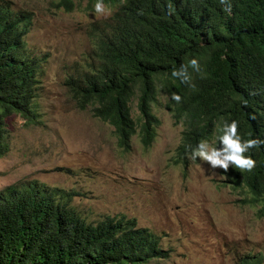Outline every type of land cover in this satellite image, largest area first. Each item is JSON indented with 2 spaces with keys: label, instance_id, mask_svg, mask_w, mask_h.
I'll return each mask as SVG.
<instances>
[{
  "label": "trees",
  "instance_id": "obj_1",
  "mask_svg": "<svg viewBox=\"0 0 264 264\" xmlns=\"http://www.w3.org/2000/svg\"><path fill=\"white\" fill-rule=\"evenodd\" d=\"M80 1L95 11L97 0ZM62 2L74 6L72 0ZM103 3L113 14L92 23L91 52L66 86L79 110L114 128L119 148L129 151L138 129L144 148L153 145L159 126L153 106L161 93L176 123L185 125L175 164L187 165L189 148L218 137L223 121H239L245 140L264 141V0H228L230 11L220 0ZM31 26V13L0 6V158L11 149L7 119L19 114L37 121L45 71L26 42ZM193 59L201 71L188 67V82L172 75ZM136 95L138 120L131 109ZM246 155L256 161L254 169L230 166L221 173L241 203L264 218V144ZM81 196L37 181L1 190L0 264H150L170 258L165 234L141 228L126 215L90 222L73 205ZM240 262L262 264L263 258L245 256Z\"/></svg>",
  "mask_w": 264,
  "mask_h": 264
},
{
  "label": "rangeland",
  "instance_id": "obj_2",
  "mask_svg": "<svg viewBox=\"0 0 264 264\" xmlns=\"http://www.w3.org/2000/svg\"><path fill=\"white\" fill-rule=\"evenodd\" d=\"M0 5L31 13L27 45L43 60L45 71L36 99L37 121L14 114L7 119L9 153L0 158V191L29 181L79 191L73 201L88 221L126 215L138 226L165 234L169 259L150 264H241L261 254L264 264V219L245 206L221 169L197 158L176 165L181 124L166 109L167 98L153 106L160 119L157 138L146 150L139 136L131 149L118 147L114 128L81 111L66 82L91 52L90 25L110 16L88 13L62 0H0ZM38 56V55H35ZM139 98L131 102L140 118ZM200 165V166H199ZM215 171V176H213Z\"/></svg>",
  "mask_w": 264,
  "mask_h": 264
},
{
  "label": "clouds",
  "instance_id": "obj_3",
  "mask_svg": "<svg viewBox=\"0 0 264 264\" xmlns=\"http://www.w3.org/2000/svg\"><path fill=\"white\" fill-rule=\"evenodd\" d=\"M72 1L74 3V6L76 5L79 8H83L88 13L107 14L106 8H108L111 12V14L108 18H110L113 14V10L110 7L104 5L103 0H97V3L94 5V8H95L94 12H92L91 9L89 8V4L87 1H80V0H72ZM220 2H221V4L227 5V7L225 9L226 11L231 10V5H230V3H228V0H220ZM62 3L65 6H67L64 2H62ZM0 6H2V5H0ZM74 6H72L70 8H74ZM7 8L10 9L9 7H7ZM10 10H12V9H10ZM12 11H15V10H12ZM16 12H21V11H16ZM108 18H106V19H108ZM102 20H104V19H102ZM91 25H90V27H91ZM90 27H89V29H90ZM188 67H191L197 73H199L201 71L199 61L196 59H193L190 61L189 65L182 66V68L180 70H174L172 75L174 77H177V78H183L185 80V82H188L190 80V77L187 73ZM191 86L193 88H195V85H191ZM161 96H165V95L162 93L160 94L159 100H158L159 103H160V97ZM166 98H167V103H168V101H169L168 96ZM171 98L173 100H175L177 103H179L181 101V97L179 95H176V94H173ZM167 103H166V105H167ZM166 109L168 111L172 112L169 108L166 107ZM153 111H154V109H153ZM158 123L160 126V119H159ZM175 123H176V119H175ZM179 124H181L183 126V128H184L183 132H184L185 131V125L182 122L178 123L177 125H179ZM157 128H156V134H157ZM217 130L221 133L218 137H215L212 140H201L199 142V144L196 145L194 148L190 147L188 159L192 162H196L197 158H199L202 162L209 164L211 166L212 170H215V169H221L222 170L223 169L224 172H228L230 166H234L235 168H239L242 171L243 170L251 171L252 169H254V167L256 166V161L250 155H246V153H248L250 150H252L254 148L259 147L261 144H264V141H261L258 138H250V139L245 140L239 132V121H236V120H232L230 123L227 121H223L222 125H220V124L217 125ZM139 132H140V129H138V133H136L135 136H137V135L139 136ZM183 132H182V137H183ZM133 138H132V140H133ZM139 138H140V136H139ZM156 138H157V135H156ZM156 138H155L154 142L156 141ZM217 139L219 141V145H221L220 147L216 146ZM154 142H153V144H154ZM181 142H182V140H181ZM140 143H141V139H140ZM150 148H148V149H150ZM144 149H146V148H144ZM148 149H146V150H148ZM176 151H177V149L175 150V153L172 156L173 160L175 159ZM180 164L184 165L182 163H180ZM176 165H179V164H176ZM215 175H216L215 171H213V176H215ZM223 177H224L223 175L220 176V178H223ZM253 209L257 210V208H253ZM257 211H256V216H257ZM260 219H264V218H260Z\"/></svg>",
  "mask_w": 264,
  "mask_h": 264
}]
</instances>
